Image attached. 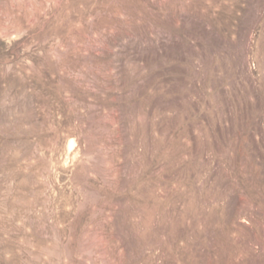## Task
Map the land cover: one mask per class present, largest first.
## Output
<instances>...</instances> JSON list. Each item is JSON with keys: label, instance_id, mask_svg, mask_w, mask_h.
I'll list each match as a JSON object with an SVG mask.
<instances>
[{"label": "rangeland", "instance_id": "obj_1", "mask_svg": "<svg viewBox=\"0 0 264 264\" xmlns=\"http://www.w3.org/2000/svg\"><path fill=\"white\" fill-rule=\"evenodd\" d=\"M0 264H264V0H0Z\"/></svg>", "mask_w": 264, "mask_h": 264}]
</instances>
